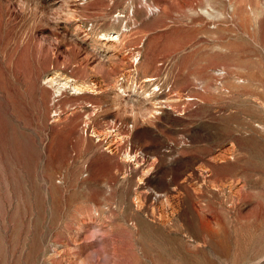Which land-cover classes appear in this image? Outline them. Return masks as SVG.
Segmentation results:
<instances>
[{
    "label": "rangeland",
    "instance_id": "rangeland-1",
    "mask_svg": "<svg viewBox=\"0 0 264 264\" xmlns=\"http://www.w3.org/2000/svg\"><path fill=\"white\" fill-rule=\"evenodd\" d=\"M0 264H264V0H0Z\"/></svg>",
    "mask_w": 264,
    "mask_h": 264
},
{
    "label": "bare ground",
    "instance_id": "bare-ground-1",
    "mask_svg": "<svg viewBox=\"0 0 264 264\" xmlns=\"http://www.w3.org/2000/svg\"><path fill=\"white\" fill-rule=\"evenodd\" d=\"M115 38H117L118 39V37H117V34L116 35H114V36H110V39H115ZM145 78L143 79V81H148V80H150V76L149 75H146V76H144ZM72 85V84H71ZM76 85V84H75ZM73 85L72 87H73V90H78L79 88H77L76 86H78V85Z\"/></svg>",
    "mask_w": 264,
    "mask_h": 264
}]
</instances>
